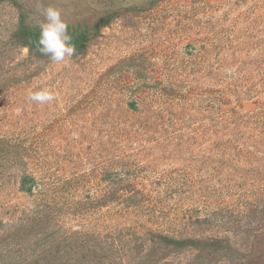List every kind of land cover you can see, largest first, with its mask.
I'll use <instances>...</instances> for the list:
<instances>
[{
  "label": "rangeland",
  "instance_id": "374dc122",
  "mask_svg": "<svg viewBox=\"0 0 264 264\" xmlns=\"http://www.w3.org/2000/svg\"><path fill=\"white\" fill-rule=\"evenodd\" d=\"M44 3L62 63L0 0V264H264V0Z\"/></svg>",
  "mask_w": 264,
  "mask_h": 264
},
{
  "label": "clouds",
  "instance_id": "9594fccd",
  "mask_svg": "<svg viewBox=\"0 0 264 264\" xmlns=\"http://www.w3.org/2000/svg\"><path fill=\"white\" fill-rule=\"evenodd\" d=\"M36 5L38 15L42 17L35 21V27L38 29L36 51L57 64L76 55V46L72 43L68 24L63 19L61 11L54 5L45 4L44 0H36ZM28 99L45 104L53 101L55 97L48 90H38L29 92Z\"/></svg>",
  "mask_w": 264,
  "mask_h": 264
},
{
  "label": "trees",
  "instance_id": "16d2710c",
  "mask_svg": "<svg viewBox=\"0 0 264 264\" xmlns=\"http://www.w3.org/2000/svg\"><path fill=\"white\" fill-rule=\"evenodd\" d=\"M172 241L175 242V243H177V244H179V242H180V241H177V240H172ZM192 241H193V242H197L196 240H192ZM198 242H199V241H198ZM210 242H211V241H210ZM213 242L215 243V241H213ZM199 243H200V242H199ZM214 243L211 242V243L209 244L210 249L213 248Z\"/></svg>",
  "mask_w": 264,
  "mask_h": 264
}]
</instances>
